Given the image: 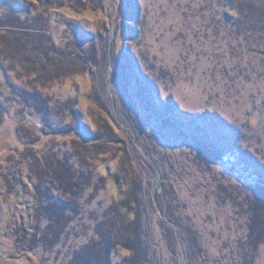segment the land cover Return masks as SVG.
I'll return each mask as SVG.
<instances>
[{
    "label": "rangeland",
    "instance_id": "rangeland-1",
    "mask_svg": "<svg viewBox=\"0 0 264 264\" xmlns=\"http://www.w3.org/2000/svg\"><path fill=\"white\" fill-rule=\"evenodd\" d=\"M0 264H264V0H0Z\"/></svg>",
    "mask_w": 264,
    "mask_h": 264
}]
</instances>
